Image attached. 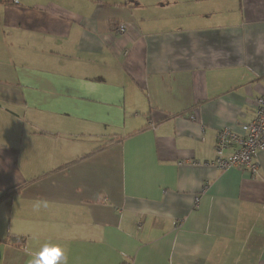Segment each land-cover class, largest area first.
I'll list each match as a JSON object with an SVG mask.
<instances>
[{
	"label": "crops",
	"instance_id": "0c3cea01",
	"mask_svg": "<svg viewBox=\"0 0 264 264\" xmlns=\"http://www.w3.org/2000/svg\"><path fill=\"white\" fill-rule=\"evenodd\" d=\"M57 1L0 5V264H264V150L193 163L254 118L264 0Z\"/></svg>",
	"mask_w": 264,
	"mask_h": 264
},
{
	"label": "built area",
	"instance_id": "2783aa9c",
	"mask_svg": "<svg viewBox=\"0 0 264 264\" xmlns=\"http://www.w3.org/2000/svg\"><path fill=\"white\" fill-rule=\"evenodd\" d=\"M127 25H118L113 34L125 37ZM254 118L250 122L240 123L241 132L231 127L222 128L217 137V157L206 165L226 171L239 168L249 172L251 176H259L257 154L264 150V94L253 101ZM230 154L226 155V152ZM199 164V163H197ZM198 202V200H197Z\"/></svg>",
	"mask_w": 264,
	"mask_h": 264
},
{
	"label": "rangeland",
	"instance_id": "374dc122",
	"mask_svg": "<svg viewBox=\"0 0 264 264\" xmlns=\"http://www.w3.org/2000/svg\"><path fill=\"white\" fill-rule=\"evenodd\" d=\"M15 1L18 3L19 8H24V10H33V11L34 10H51V9L54 10V7L52 8L54 3H51L50 0H15ZM77 1L78 0H58L57 2H62L66 6L69 4H72L73 6L78 8V2ZM80 1H82V0H80ZM146 1H147V3H151V5L153 7H156L160 4L159 0H146ZM55 5H57V4H55ZM3 10H4V7H2L0 9L1 12ZM164 10L167 13V15H169V17H171V14H175V13L178 14L179 11L186 10V9L179 7V5H177L175 3L171 7L165 8ZM225 128H228V127H225ZM101 146H99V147H101Z\"/></svg>",
	"mask_w": 264,
	"mask_h": 264
},
{
	"label": "clouds",
	"instance_id": "9594fccd",
	"mask_svg": "<svg viewBox=\"0 0 264 264\" xmlns=\"http://www.w3.org/2000/svg\"><path fill=\"white\" fill-rule=\"evenodd\" d=\"M32 255L31 264H67V257L61 246L46 243Z\"/></svg>",
	"mask_w": 264,
	"mask_h": 264
},
{
	"label": "trees",
	"instance_id": "16d2710c",
	"mask_svg": "<svg viewBox=\"0 0 264 264\" xmlns=\"http://www.w3.org/2000/svg\"><path fill=\"white\" fill-rule=\"evenodd\" d=\"M5 4H7V5H13V4H17V2H15V0H0V5H5ZM117 25V24H116ZM115 25V26H116ZM219 133V132H218ZM217 137H218V135H217ZM215 151H216V156L214 157V159L213 160H210V161H204V162H193L194 164H197V163H199L198 165H203V166H206V167H211V168H214V167H212V166H209V165H206V164H208V163H211V162H213L215 159H216V157H217V140H216V148H215ZM228 154H230V152H226V155H228ZM214 169H216V168H214ZM216 170H219V169H216ZM219 171H221V172H224V171H222V170H219ZM9 193H7V195H8ZM16 239H14L13 241H15ZM10 241H12V240H4L3 242H10Z\"/></svg>",
	"mask_w": 264,
	"mask_h": 264
}]
</instances>
